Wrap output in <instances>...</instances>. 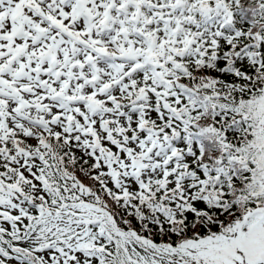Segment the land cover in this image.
Masks as SVG:
<instances>
[{
  "label": "trees",
  "instance_id": "1",
  "mask_svg": "<svg viewBox=\"0 0 264 264\" xmlns=\"http://www.w3.org/2000/svg\"><path fill=\"white\" fill-rule=\"evenodd\" d=\"M216 2L206 3V7L216 4L219 15L234 24L223 40L213 44L218 46L216 52L206 43L198 57L175 60L171 67L151 62L138 72L140 79L147 77L146 84L130 85L135 94L141 92L145 97L148 92L157 101L139 124L150 127L147 132L161 129L169 143L177 134V140L171 139L172 156L183 158L182 163L171 159V167L146 189H128L122 197L92 172L89 157L83 159L81 151L62 142L59 135L51 136L47 143L37 137L38 148L50 146V151L45 162L40 159L42 164L33 178H24L15 164L0 168L2 194L13 186L30 202V213L22 220L28 221L24 231L6 229L0 222V264H53L55 248H46L43 255L41 239L35 232L25 234L38 225L41 215L57 212L64 203L61 192H74L75 199L92 193L95 204L124 232L136 231L157 243L161 259L172 258L167 249L217 237L232 229L246 212L264 207L260 121L264 116L261 106L252 104L264 88V0ZM125 84L118 87L116 96L132 98ZM113 130H109V138L116 139L115 132L127 135L120 127ZM19 135L16 145L9 148L13 162L20 151L32 150L34 145L23 130ZM79 172L86 174V181L82 178L85 188L74 189L70 180ZM105 229L102 224L96 253L86 264H125L120 235Z\"/></svg>",
  "mask_w": 264,
  "mask_h": 264
},
{
  "label": "rangeland",
  "instance_id": "2",
  "mask_svg": "<svg viewBox=\"0 0 264 264\" xmlns=\"http://www.w3.org/2000/svg\"><path fill=\"white\" fill-rule=\"evenodd\" d=\"M74 7L64 9L63 6L59 9V12H56V9H53L56 17H60V23L63 24L67 32L59 34H54L51 32L43 33L38 41H33L31 46L39 44V46H45L47 49L44 53L45 57L40 61L38 67L40 71L31 72L29 69L32 64L25 63L24 66L20 67L16 71H12L15 81L25 80L29 83L31 92L37 96L38 100H42L43 106L41 108L30 107V106H20L25 114L20 115L24 116L27 119H33L45 115L50 112L51 107L57 103H49L46 100L49 99L51 93L50 89L52 84H54L56 78L61 75V70L54 71V66L57 67L62 65L65 60L71 63L70 70L73 74L76 75V82L84 78V80L79 85L80 94L83 93H93L94 97H99L105 94V81H111L112 79H117L121 76V73H126L127 69H130L132 66L131 54L133 58H137V55L141 53V49L138 46H135L134 39L131 36L130 21L138 24L139 28L144 32L146 37V42H150L152 45L155 44L156 40L160 35H168L169 37L174 36L180 40H184L186 43H191V47L196 40V35L199 37L203 32L209 29L212 25L213 18L207 19L204 21L196 17L195 11L199 12V5H192L189 3L190 0H178V5L175 8H171L169 14L172 18L171 21L167 24L165 28L163 26L152 27L150 30L151 23L154 18L157 16L152 12L153 17L147 19L148 6L144 3L145 0H73ZM171 1V0H169ZM195 1V0H193ZM163 3V1L161 2ZM5 6V5H2ZM155 7V6H154ZM83 9L86 11L84 12ZM156 12L159 11L158 8H153ZM9 8L3 11L4 17L7 16ZM107 12L111 19L107 20L110 29H102L101 21L104 19L103 14ZM188 12V17L183 18V14ZM125 13V14H124ZM110 17H105L106 19ZM130 20V21H129ZM180 20V24L177 26L176 22ZM203 22V23H201ZM189 23L198 30H201L197 34L191 28L188 27ZM6 26L2 27V30ZM75 34L79 39H86L85 42L75 41L70 43L68 41V35L70 31ZM124 32H123V31ZM1 32V29H0ZM132 41L130 48H128V43ZM82 44L87 45H102L107 46L109 54L106 56H98L94 54L95 64L94 68H87L86 59L81 58L82 64L78 66L80 61ZM69 47L73 49L67 51ZM121 48V49H120ZM139 48V49H138ZM35 50H38L36 47ZM59 54L61 56L59 57ZM79 56V57H78ZM52 60L49 65V60ZM113 59V60H112ZM56 62V64H55ZM19 63H22L19 61ZM68 64H65L67 67ZM29 67V68H28ZM132 73V72H128ZM45 84V90L38 94L35 89V84L32 82ZM114 85V84H113ZM77 84L70 82V87L62 88L63 96L62 99L67 101L66 94L75 91L74 87ZM33 90V91H32ZM9 90H6L4 86L0 85V93H9ZM45 100V101H43ZM3 117H0V123L7 121L11 118L12 115H19V113L10 112L9 109L2 107ZM60 111L64 109L59 108ZM160 152L153 154L150 157H147L145 152L142 151V146L134 149V152L128 154L127 162L125 168L121 170L122 177L125 179H134L139 182L143 180L150 179L153 175H156L161 172V168H165L164 165H161L158 160H156L157 155ZM30 166L33 165L31 158L27 162ZM137 164L143 165L139 168V176H135V169ZM111 168L122 165L121 161H113L108 164ZM9 201L13 200L12 196H7ZM16 200L13 201V203ZM8 206V205H7ZM15 212L20 211L18 207L11 206ZM81 209H76L80 214L69 213V218L64 221L62 217L58 218V215L55 216V219L52 218L49 222L45 223L46 231L44 243L49 244L50 242L47 239L49 235L57 234L61 239L63 244L61 255L62 257L61 264H84L85 254L79 250V245L81 246H90L93 244L95 239V232L91 229L90 223L98 221L102 216L99 210L94 207H80ZM250 217V218H249ZM249 220L245 222L246 218L241 224L240 227L236 230V235L233 234V237L213 241L212 246H208L207 253L202 252V248L196 254V257L204 258L214 264H257L260 261H264V208H260L249 215ZM245 224V225H244ZM238 225V224H237ZM234 226V231L236 226ZM219 244L217 247L219 252H215L213 245ZM222 247H221V246ZM95 254V253H93ZM207 261V262H208ZM264 264V262H263Z\"/></svg>",
  "mask_w": 264,
  "mask_h": 264
}]
</instances>
